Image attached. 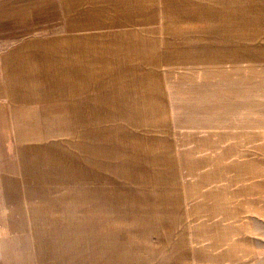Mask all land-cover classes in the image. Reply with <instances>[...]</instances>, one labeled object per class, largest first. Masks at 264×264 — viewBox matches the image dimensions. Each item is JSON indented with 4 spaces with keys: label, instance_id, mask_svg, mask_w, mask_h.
Instances as JSON below:
<instances>
[{
    "label": "crops",
    "instance_id": "crops-1",
    "mask_svg": "<svg viewBox=\"0 0 264 264\" xmlns=\"http://www.w3.org/2000/svg\"><path fill=\"white\" fill-rule=\"evenodd\" d=\"M109 40L161 46L179 196H77L105 163L79 181L45 131L116 139L92 90ZM263 232L264 0H0V264H253Z\"/></svg>",
    "mask_w": 264,
    "mask_h": 264
},
{
    "label": "rangeland",
    "instance_id": "rangeland-1",
    "mask_svg": "<svg viewBox=\"0 0 264 264\" xmlns=\"http://www.w3.org/2000/svg\"><path fill=\"white\" fill-rule=\"evenodd\" d=\"M157 41L109 40L108 61H101L99 51H94L91 73H95V78L92 90L94 95L98 94L99 100L102 99V106L106 107L105 113L113 115V119L104 120L110 123L104 126V133L110 132L111 137H116L115 140L110 139L109 145L107 141L79 140L76 136L83 135L73 133L72 126H44L46 132H57L60 127L61 162L69 160L70 163L76 164V161L82 160L80 165L76 164L80 171L76 174L78 180L84 179V166L91 160L96 163H108L111 168H117V164L124 166L117 170H109L105 164L101 167L93 166L94 176H101L100 181L104 189L100 192L78 190L77 196L83 197L89 193V196L101 198L103 201L102 199L110 197L132 200L180 195V189L176 188L179 181V158L164 101L168 79L163 75L164 60ZM105 84L107 85L104 87ZM93 101L96 106L98 102L95 98ZM78 121L83 123L85 120ZM117 133L120 138L118 145ZM86 143L109 146V155H98L96 158H93V155L85 156L82 150ZM87 173L82 181L90 179L91 173L88 176ZM120 182L124 183L126 188L133 189L130 195L124 196L121 193V196H118L114 190L105 189L117 187ZM61 192L68 196V190ZM259 248L261 257L253 264H264V232Z\"/></svg>",
    "mask_w": 264,
    "mask_h": 264
}]
</instances>
